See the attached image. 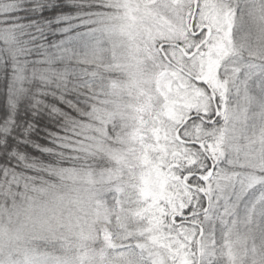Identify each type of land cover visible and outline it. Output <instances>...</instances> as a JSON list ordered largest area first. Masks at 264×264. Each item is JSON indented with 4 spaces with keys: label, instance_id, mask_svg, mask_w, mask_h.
Listing matches in <instances>:
<instances>
[{
    "label": "trees",
    "instance_id": "1",
    "mask_svg": "<svg viewBox=\"0 0 264 264\" xmlns=\"http://www.w3.org/2000/svg\"><path fill=\"white\" fill-rule=\"evenodd\" d=\"M186 1H190V4L187 9L182 10ZM194 1L183 0L181 3L180 0H161L162 4L157 8L160 13L155 15L153 10L149 11L147 21L152 19L165 23L161 31L168 32L172 27L167 26L169 22L166 20L171 16L170 11H174L177 18L186 12L189 25ZM75 2L83 6L80 9L84 14L80 35L90 29L85 22L95 15L114 12L105 0ZM201 2L202 0L199 1V6ZM18 4L20 0H0V30L7 14L13 12ZM171 30L174 34V28ZM79 36L46 53L33 52L30 55L23 51V45L17 40L7 43L12 61L10 104L19 107L25 102L30 89H43L51 93L43 98L47 103L58 104L61 113L58 117L50 119L45 116L43 119V125L51 130L52 135L45 136L40 132L32 138L43 146V150H37L30 144L14 148L7 154L0 152V260L6 262L14 258L16 264H117L113 260L115 251L142 244L156 248L167 258L168 264H174L177 259L191 264L185 257L188 253L179 243L180 238L166 230L164 220L167 205L178 196L175 191L174 168L181 159L180 153L185 143L182 138L183 130L189 122L182 126L189 115L186 109H177L179 104L175 102L174 92L176 80L165 87L166 91L161 86L163 78L170 76V71L174 70L172 65L176 64L159 50L156 56L150 55V63L153 65L151 69L148 67V72L151 71L155 77V87L144 93L149 102L133 104L138 118L136 136L129 142V162L127 158L118 162L105 152H85L79 143L83 139L81 134L84 129L90 124H97L95 121L101 105V90L108 93L110 88L103 79H96L94 76L96 66L84 61L78 45L82 40ZM71 43L74 44L72 50H67ZM174 43L186 49L189 55L188 50L194 41L180 39ZM191 56L199 58L195 52ZM183 61L185 66L181 68L191 76L188 72L189 59L183 56ZM100 72L107 82V74ZM111 77L122 78L117 74ZM190 82L187 91L194 93L196 86ZM192 96V93L188 95L187 109L197 100L196 96L194 99ZM114 125H118V122ZM117 132L118 129L108 127L102 143L114 145V140L120 139ZM177 145L179 150L174 149ZM128 168L129 175H121ZM72 171L96 176L108 171L119 173V179L109 188L108 202L111 205L107 203V216L113 222L115 218L125 222L129 231L128 240H114L115 235L105 220L102 224H96L92 242L82 244L83 246L74 250V245L61 239L63 235L55 234L58 228L48 232L41 227L40 221L57 216L60 205L55 211V199L62 192L66 195L69 192H82L81 188L76 189L68 180L67 173ZM14 229L20 232L10 235ZM234 235L235 231L229 238L232 251L242 252L234 244ZM17 238L18 250L11 246ZM252 241L253 248L258 252L255 261L260 264L261 259H264L261 254L264 241L255 236ZM203 251V247L197 249V258L203 257ZM216 259L217 264H222L220 256Z\"/></svg>",
    "mask_w": 264,
    "mask_h": 264
},
{
    "label": "snow or ice",
    "instance_id": "2",
    "mask_svg": "<svg viewBox=\"0 0 264 264\" xmlns=\"http://www.w3.org/2000/svg\"><path fill=\"white\" fill-rule=\"evenodd\" d=\"M82 7L75 0H20L4 19L0 152L30 144L43 150L32 138L40 132L52 135L43 119L61 113L58 104L46 102L43 97L51 93L43 89H30L19 107L10 104L8 41L17 40L29 55L70 43L83 27ZM190 35L194 43L189 55L199 57L188 69L197 100L174 168L178 196L167 205L164 220L166 230L180 238L191 264H217V248L227 246L233 231L251 230L264 241V155L253 158L257 147L264 149V0L198 5ZM200 247L207 252L197 258ZM174 264L187 262L177 259Z\"/></svg>",
    "mask_w": 264,
    "mask_h": 264
},
{
    "label": "rangeland",
    "instance_id": "3",
    "mask_svg": "<svg viewBox=\"0 0 264 264\" xmlns=\"http://www.w3.org/2000/svg\"><path fill=\"white\" fill-rule=\"evenodd\" d=\"M105 1L110 9H114V12L97 14L85 22L86 26H90V29L79 36L82 40L78 45L80 52L83 53V58H85L84 61L96 66L93 71L96 79H103L110 88L108 93L101 90V105L98 107L97 121H95L97 124H90L84 129L81 134L83 139L79 143L85 152H105L118 162L126 160V158L129 162V142L136 136L138 124L134 105L149 102L144 93L155 87V77L152 76L151 71L148 72V67L150 66L151 69L153 65L150 63V55L156 56L158 47L163 42L173 43L179 39L185 41L184 38L179 37L178 33L184 35L187 33L188 22L186 12L177 18L174 11H170L171 16L166 20L169 22L167 26L172 27L168 29V32H164L161 30L165 23L159 20L149 19L146 24V15L149 11L153 10L155 15L160 13L157 8L161 6V0ZM188 4L190 1H186V6L182 10L187 9ZM172 28H174V34ZM73 45V43L68 44L67 50H72ZM163 50L166 58L171 59L178 67L185 66L182 53L174 48L165 49L163 47ZM189 57H191L189 59V67H191L199 58L194 59V56L191 55ZM100 71L107 74L108 83ZM114 74L121 75L122 78L111 77ZM175 80L177 84L174 88L175 102L188 105L187 99L191 92L187 90L191 82L182 73L176 70L170 71V76L163 78L161 86L166 91L165 87L173 84ZM116 122L118 125H114ZM108 127L118 129L117 133L120 139L114 140V145L102 143L106 138ZM174 149L179 150V146L177 145ZM262 155H264V149L257 147L253 158L260 159ZM124 174L129 175V168L121 173V175ZM84 175L73 171L67 173L68 180L74 184L76 189L81 188L82 192L76 191V194L69 192L67 195L62 192V195L55 199L57 201L55 211L60 205L57 216L40 221L41 227L48 232L53 228H58L55 234L63 235L61 239L74 245V250L79 249L78 246H83L82 244L92 242L95 238L96 224H102L105 220L115 235L114 240H128L129 231L126 229L125 222L120 218H115L113 222L107 216V203L111 205L108 202L109 188L119 179V173L108 171L97 176ZM119 194L122 195V193ZM113 196L115 198V195ZM128 214L129 211L126 215L128 216ZM20 230L14 229L9 233L13 235L16 232L19 233ZM233 238L234 244L242 252L232 251V245L228 243L222 250L218 246L215 257L220 256L222 264H244L245 259H251L252 264H259L255 261L257 249L252 246L253 232H236ZM17 244L18 238L11 243V246L18 250ZM203 248V256H205L207 248ZM185 257L190 262L187 254ZM10 259L6 262L0 260V264H16L14 258ZM113 260L117 264H168L167 258L156 248L142 244L115 251Z\"/></svg>",
    "mask_w": 264,
    "mask_h": 264
},
{
    "label": "flooded vegetation",
    "instance_id": "4",
    "mask_svg": "<svg viewBox=\"0 0 264 264\" xmlns=\"http://www.w3.org/2000/svg\"><path fill=\"white\" fill-rule=\"evenodd\" d=\"M156 1V0H155ZM182 1L183 0H180V2L182 3ZM199 1L200 0H195L194 1V4H193V12L191 13V16L189 17L190 18V24L188 25L189 26V30L187 31V33L184 35L183 33H178L179 34V37H181V38H184V39H186V41H194V39H193V37L190 35V33L193 31V29H194V22H195V20H196V15H197V8H198V3H199ZM205 2H207V0H202V2H201V5H203ZM189 15V14H188ZM187 18H188V16H187ZM140 23V22H139ZM146 24H148V21L146 20ZM180 40V39H179ZM163 44H168V46H166V47H164L165 49H169V48H174V49H176L177 51H179L180 53H182L183 54V56H186L188 59H190V57H189V55H188V53H187V50L186 49H184V51L182 50V49H178V48H175L174 46H173V43L171 44V43H168V42H163V43H161L160 45H159V47H161V45H163ZM175 44V43H174ZM159 47H158V50H159ZM160 52H161V54L162 55H164V50L162 49V50H159ZM165 56V55H164ZM166 57V56H165ZM172 68L174 69V70H176V71H179L180 73H182L183 75H184V77H186V78H188L190 81H192L191 80V76L185 71V70H183V69H181L180 67H178L177 65H172ZM192 94H193V92H191ZM195 96V95H194ZM194 96H192L191 98H193L194 99ZM196 106V101H195V103H191V105H190V107H189V109H187L186 108V104H179L178 105V107H177V109L179 110V111H181V110H183L184 111V109H186V113L189 115V112L191 111V109L192 108H194ZM188 122V118H186V120L184 121V123L182 124V126H184L186 123ZM177 133L178 132H176V137H177Z\"/></svg>",
    "mask_w": 264,
    "mask_h": 264
},
{
    "label": "water",
    "instance_id": "5",
    "mask_svg": "<svg viewBox=\"0 0 264 264\" xmlns=\"http://www.w3.org/2000/svg\"><path fill=\"white\" fill-rule=\"evenodd\" d=\"M166 46H168V44H163V45H161V47H159V50H162L163 49V47H166ZM175 48H179V49H182L183 51H184V49L181 47V46H179V45H177V44H175V45H173Z\"/></svg>",
    "mask_w": 264,
    "mask_h": 264
}]
</instances>
